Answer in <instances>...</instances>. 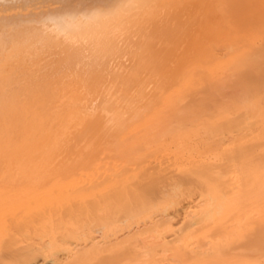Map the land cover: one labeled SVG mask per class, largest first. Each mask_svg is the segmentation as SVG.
Segmentation results:
<instances>
[{
	"label": "bare ground",
	"instance_id": "bare-ground-1",
	"mask_svg": "<svg viewBox=\"0 0 264 264\" xmlns=\"http://www.w3.org/2000/svg\"><path fill=\"white\" fill-rule=\"evenodd\" d=\"M0 264H264V0H0Z\"/></svg>",
	"mask_w": 264,
	"mask_h": 264
}]
</instances>
